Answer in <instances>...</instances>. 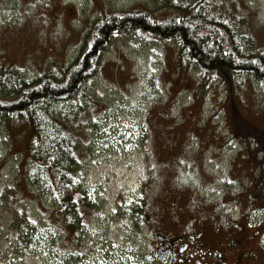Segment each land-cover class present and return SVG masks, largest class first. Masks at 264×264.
I'll use <instances>...</instances> for the list:
<instances>
[{
    "label": "rangeland",
    "instance_id": "374dc122",
    "mask_svg": "<svg viewBox=\"0 0 264 264\" xmlns=\"http://www.w3.org/2000/svg\"><path fill=\"white\" fill-rule=\"evenodd\" d=\"M216 2L234 6L250 42L264 50V0ZM165 3L0 0V64L30 78L55 74L76 61L84 35L91 44L102 15L159 13ZM107 42L76 143L84 156L76 171L103 213H91L73 233L52 215L46 178L38 186L25 181L29 124L0 119V264H146L140 257L158 234L215 248L238 241L245 263L263 264L264 85L225 70L198 75L203 71L181 62L172 41L143 30L119 29ZM163 101L172 103L148 113ZM137 198L146 209L135 219L122 203L135 207Z\"/></svg>",
    "mask_w": 264,
    "mask_h": 264
},
{
    "label": "trees",
    "instance_id": "16d2710c",
    "mask_svg": "<svg viewBox=\"0 0 264 264\" xmlns=\"http://www.w3.org/2000/svg\"><path fill=\"white\" fill-rule=\"evenodd\" d=\"M163 7L165 10L159 13L135 9L102 15L91 31V44L84 40V35L82 41L86 43L79 45L76 61L57 67L55 74L44 71L30 78L18 67L0 64V119L29 124L25 152L31 167L25 172V181L38 186L40 179L46 178L56 205L52 215H59V220L67 223L72 233L91 213H103V202L98 197H90L82 171H76L83 156L81 145L76 147V143L81 141L82 130L77 127L86 124L84 118L89 119L90 80L102 64L111 34L119 29L143 30L159 42L172 41L181 62L203 71H198V75L205 72L212 76L217 69L225 70L235 76H252L264 85V50L250 42L243 18L237 16L234 6L228 7L216 0H166ZM106 85L109 87L112 83ZM161 91L164 94V89ZM170 103L152 102L148 113L156 105L163 107ZM83 153L87 156L86 151ZM46 181L43 183L47 184ZM141 199H135V207L122 203L126 213L135 219L144 216L145 202ZM254 229L260 231L258 225ZM65 257L69 263L68 258L72 256ZM146 259L140 257L141 263L148 264Z\"/></svg>",
    "mask_w": 264,
    "mask_h": 264
},
{
    "label": "flooded vegetation",
    "instance_id": "af4514ba",
    "mask_svg": "<svg viewBox=\"0 0 264 264\" xmlns=\"http://www.w3.org/2000/svg\"><path fill=\"white\" fill-rule=\"evenodd\" d=\"M155 241L158 244L148 251L146 258H154L158 264H247L246 258L249 257L238 241L224 242L222 247L217 248L195 243L197 240L190 242L181 236L173 238L158 234ZM261 256L264 264V254L261 253Z\"/></svg>",
    "mask_w": 264,
    "mask_h": 264
}]
</instances>
